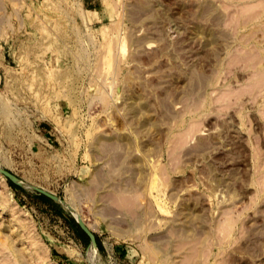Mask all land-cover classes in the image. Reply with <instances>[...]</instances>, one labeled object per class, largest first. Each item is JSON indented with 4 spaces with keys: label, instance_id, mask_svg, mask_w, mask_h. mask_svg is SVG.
I'll use <instances>...</instances> for the list:
<instances>
[{
    "label": "rangeland",
    "instance_id": "rangeland-1",
    "mask_svg": "<svg viewBox=\"0 0 264 264\" xmlns=\"http://www.w3.org/2000/svg\"><path fill=\"white\" fill-rule=\"evenodd\" d=\"M0 168V264H264V0H0Z\"/></svg>",
    "mask_w": 264,
    "mask_h": 264
},
{
    "label": "water",
    "instance_id": "water-1",
    "mask_svg": "<svg viewBox=\"0 0 264 264\" xmlns=\"http://www.w3.org/2000/svg\"><path fill=\"white\" fill-rule=\"evenodd\" d=\"M0 174L5 176L6 178L10 179L14 183L21 185V183L18 181V179L13 174L9 173L8 171L3 170V169L0 168ZM43 193L45 195H47L48 197L52 198L53 200H55V201L61 203L62 205H64L62 200L59 197L51 195L50 193H47V192H43ZM76 220H77L80 228L89 236V238L91 240V244H94V246L96 247L97 243H96L94 234L87 228V226L85 225V223L83 221H81V219L76 218Z\"/></svg>",
    "mask_w": 264,
    "mask_h": 264
},
{
    "label": "bare ground",
    "instance_id": "bare-ground-1",
    "mask_svg": "<svg viewBox=\"0 0 264 264\" xmlns=\"http://www.w3.org/2000/svg\"><path fill=\"white\" fill-rule=\"evenodd\" d=\"M76 217H77L78 219H80V217H79L78 215H76Z\"/></svg>",
    "mask_w": 264,
    "mask_h": 264
}]
</instances>
